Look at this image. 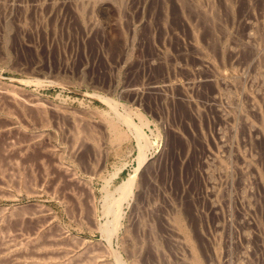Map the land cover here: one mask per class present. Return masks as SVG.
<instances>
[{
	"label": "rangeland",
	"instance_id": "1",
	"mask_svg": "<svg viewBox=\"0 0 264 264\" xmlns=\"http://www.w3.org/2000/svg\"><path fill=\"white\" fill-rule=\"evenodd\" d=\"M100 1L0 0L1 86L15 91L25 100L33 96L32 100L37 99L51 109L67 108L65 111L80 117L93 116L92 119L88 117L97 133L92 137L97 136L99 143L84 131V135L91 138L90 143L82 139L84 145L78 143L72 147L68 140L72 126L67 119H60L51 112L45 128L41 119L35 117V111H16L18 125L26 132L42 134L39 140L42 145L31 146L16 159L5 150L6 135L0 136V173L9 169L6 172L9 178L16 171L14 166L19 165L20 170L16 167L15 173L24 174L28 182H33L30 187L35 188L39 196L20 188L19 191L18 185L6 183L1 176L0 188L5 196L0 195V215L5 213L10 218L13 208L38 203L48 207L54 227L77 242L76 245L85 243L88 250L100 253L109 248L125 264H264V0H188L190 3L186 2L184 12L177 0ZM192 3L202 4L200 8H204L205 13L215 8L217 17L209 23L203 13H195ZM180 13H184L183 16ZM210 24L213 28L208 29ZM197 47L201 54L193 50ZM210 80H220L219 86L223 87L217 82L218 87L215 86ZM114 104L119 113L130 115L133 125L142 127L150 144L143 151L146 161L139 171L141 177H137L131 196L122 202L120 229L108 239L101 228L113 220L111 215L104 213L106 194L111 192L110 195L119 198L117 189L134 176L140 166V141L133 128L121 124L119 129L126 139L116 144L111 140L113 134L109 136V132L103 130L101 121L96 123L105 115L116 118L112 112ZM29 123L31 126L27 127ZM23 137L18 136L13 141ZM44 148L61 155L64 171L55 168L53 157ZM219 161L223 162V167ZM65 171L67 173H63ZM69 175L74 177L73 183ZM42 177H48L45 184H41ZM52 180L59 182L57 192ZM13 229L11 227L12 233ZM131 245L137 246V250ZM104 260L108 264H118L110 255Z\"/></svg>",
	"mask_w": 264,
	"mask_h": 264
},
{
	"label": "bare ground",
	"instance_id": "2",
	"mask_svg": "<svg viewBox=\"0 0 264 264\" xmlns=\"http://www.w3.org/2000/svg\"><path fill=\"white\" fill-rule=\"evenodd\" d=\"M93 1V0H92ZM102 1V0H101ZM100 1V2H101ZM106 1V0H105ZM166 1V0H165ZM176 1V0H175ZM174 1V2H175ZM178 2L177 3H180V7L182 8V10L181 11H183L184 12V9H187V1L188 0H177ZM199 1H201V0H199ZM205 1V0H204ZM108 2V1H107ZM162 2V1H161ZM172 2V1H171ZM171 2H169V4L171 3ZM192 2V1H191ZM202 2V1H201ZM111 3V2H110ZM119 3H120V1H119ZM157 3V2H156ZM165 2H163V4H164ZM188 3H190L189 1H188ZM199 3V2H198ZM224 3H226V2H224ZM230 3V2H229ZM154 4V3H153ZM194 3H192V5H193ZM211 4V3H210ZM221 4V3H220ZM256 4H258V3H256ZM92 5V4H91ZM101 5V4H100ZM120 5V4H119ZM123 5V4H122ZM143 5H144V2H143ZM150 5V4H149ZM161 5H162V3H161ZM191 5V4H190ZM191 5V6H192ZM202 5V4H201ZM201 5L199 6V4H197V5H193L194 6V11H195V13L196 14H202L203 13V16L205 17V19H207L208 20V22L210 21V20H212L216 15H218V12L215 10V8H213L212 10V12H211V10H210V12H208V11H206V13L203 11V9L201 10ZM213 5V4H212ZM218 5V4H217ZM228 5V2L226 3V5L225 6H227ZM231 5V4H230ZM251 5V4H250ZM250 5H248L249 7H250ZM252 5H254V4H252ZM219 6V5H218ZM255 6V5H254ZM121 7V6H120ZM174 7V6H173ZM248 7V8H249ZM148 8V7H147ZM146 8V9H147ZM152 8V7H151ZM162 8H163V6H162ZM169 8H171L170 6H169ZM180 8V9H181ZM220 8V7H219ZM252 8H254V7H252ZM257 8H259V7H257ZM155 9V8H154ZM161 9V8H160ZM175 9V8H174ZM173 9V10H174ZM179 9V8H178ZM190 9V8H189ZM192 9V10H193ZM210 9V8H209ZM218 9V8H217ZM159 10V9H158ZM164 10V9H163ZM166 11H167V9H165ZM170 10V9H169ZM205 10V9H204ZM207 10V9H206ZM225 11H228L229 12V10L227 9H224ZM250 10V9H249ZM255 10V9H254ZM253 10V11H254ZM161 11H162V9H161ZM190 11V10H189ZM221 11H222V9H221ZM232 11V10H231ZM244 11V10H243ZM259 11V10H258ZM261 11V10H260ZM259 11V12H260ZM147 12V11H146ZM149 12V11H148ZM156 12H157V10H156ZM173 12V11H172ZM171 12V13H172ZM176 12V11H175ZM220 12V11H219ZM234 12V11H233ZM247 12V11H246ZM258 12V13H259ZM178 13V12H177ZM189 13H191V12H189ZM194 13V14H195ZM223 13V12H222ZM148 14V13H147ZM165 14V13H164ZM180 14H182V13H180ZM179 14V15H180ZM184 14V13H183ZM183 14H182V16H183ZM187 14V13H186ZM193 14V13H192ZM225 14V13H224ZM250 14H251V12H250ZM249 14V15H250ZM175 15V14H174ZM230 15V14H229ZM244 15H245V13H244ZM247 15V14H246ZM255 15V14H254ZM260 15V14H259ZM261 15H263V14H261ZM165 16H166V14H165ZM164 16V17H165ZM173 16V15H172ZM251 16H253V15H251ZM169 16H166V18H168ZM188 17H190V16H188ZM217 17V16H216ZM220 17V16H219ZM223 17V16H222ZM159 18V17H158ZM161 18V17H160ZM159 18V19H160ZM162 18H163V16H162ZM173 18V17H172ZM181 18H183V17H181ZM234 18V17H233ZM252 18V17H251ZM159 19H157V20H159ZM174 19H176V18H174ZM187 19H189V18H187ZM190 19H193V18H190ZM189 19V21H191ZM202 19H204V18H202ZM216 19V18H215ZM218 19V18H217ZM164 20V19H163ZM185 20V19H184ZM194 20V19H193ZM206 20V21H207ZM233 20V19H232ZM249 20V19H248ZM155 21H156V18H155ZM162 21V20H161ZM167 21V20H166ZM169 21H171V20H169ZM174 21H176V20H174ZM195 21H196V19H195ZM215 21V24H217L216 22H217V20H214ZM159 22V21H158ZM178 22V21H177ZM180 22H183V21H180ZM187 22V21H186ZM185 22V23H186ZM199 22V21H198ZM205 22V21H204ZM213 22V21H212ZM250 22V21H249ZM154 23V22H153ZM160 23V22H159ZM158 23V24H159ZM168 23V22H167ZM166 23V24H167ZM201 23H203V22H201ZM206 23V22H205ZM209 23H211V22H209ZM221 23V22H220ZM219 23V24H220ZM146 24V23H145ZM156 24V23H155ZM157 24V25H158ZM161 24V23H160ZM180 24V23H179ZM187 24V23H186ZM189 24V23H188ZM207 24V23H206ZM223 24V23H222ZM156 25V26H157ZM165 25V24H164ZM175 25V24H174ZM173 25V26H174ZM192 25V24H191ZM199 25V24H198ZM197 25V26H198ZM211 25V24H210ZM251 25V24H250ZM249 25V26H250ZM161 26V25H160ZM194 26V25H193ZM197 26H196V29H197ZM201 26V25H200ZM213 26H215V25H213ZM223 26V25H222ZM224 26H226V25H224ZM253 26V25H252ZM264 26V25H263ZM141 27V26H140ZM145 27H146V25H145ZM167 27V26H166ZM178 27H180L181 28V26H178ZM212 27V25L210 26V27H208V29L209 28H211ZM217 27V26H216ZM216 27H215V29H216ZM247 27V26H246ZM258 27V26H257ZM163 28H165V27H163ZM184 28H185V26H184ZM213 28V27H212ZM225 28V27H224ZM167 29V28H166ZM173 29V28H172ZM175 29V28H174ZM204 29V28H203ZM208 29H207V31H208ZM218 29V28H217ZM249 29H252V28H249ZM263 29H264V27H263ZM182 30V29H181ZM198 30H200V28L198 29ZM206 30V29H205ZM212 30V29H211ZM224 30V29H223ZM229 30V29H228ZM228 30H226V31H228ZM162 31V30H161ZM169 31V30H168ZM187 31V30H186ZM192 31V30H191ZM220 31H221V29H220ZM219 31V32H220ZM225 31V30H224ZM225 31V32H226ZM255 31V30H254ZM160 32V31H159ZM165 32H167L166 30H165ZM201 32H203V31H201ZM218 32V31H217ZM246 32H247V30H246ZM249 32V31H248ZM172 33V32H171ZM191 33V32H190ZM189 33V34H190ZM211 33V32H210ZM215 33V32H214ZM230 33V32H229ZM260 33V32H259ZM174 34V33H173ZM205 33H203V35H204ZM207 34V33H206ZM223 34V33H222ZM221 34V35H222ZM262 35H263V33H261ZM260 34V35H261ZM175 35V34H174ZM200 35V34H199ZM211 35H212V33H211ZM224 35V34H223ZM222 35V36H223ZM209 36V35H208ZM213 36H215L214 34H213ZM264 36V35H263ZM190 37V36H189ZM189 37H187V38H189ZM191 38L193 39V37L191 36ZM196 38V37H195ZM194 38V39H195ZM213 38V37H212ZM225 38V37H224ZM261 38V37H260ZM202 39V38H201ZM208 40H209V37L207 38ZM216 39H217V37H216ZM220 39V38H219ZM251 39V38H250ZM205 40V39H204ZM214 40V39H213ZM252 40H254V39H252ZM189 41V40H188ZM193 41H195V40H193ZM262 41V40H261ZM215 43H216V41H214ZM243 42V41H242ZM206 43V42H205ZM208 43V42H207ZM228 43V42H227ZM252 43V42H251ZM213 44V43H212ZM229 44H231V43H229ZM234 44H235V41H234ZM260 44V43H259ZM258 44V45H259ZM207 45V44H206ZM216 45V44H215ZM228 45V44H227ZM233 45V44H232ZM246 45V44H245ZM254 45H255V42H254ZM253 45V46H254ZM261 45V44H260ZM192 46V45H191ZM195 47H196V45H194ZM194 46H193V48H194ZM201 46V45H200ZM203 46V45H202ZM210 46V45H209ZM217 46H219V45H217ZM233 46H235V45H233ZM241 46V45H240ZM239 46V47H240ZM206 47V46H205ZM211 47V46H210ZM209 47V48H210ZM216 47V46H215ZM225 47V46H224ZM229 48V47H228ZM243 48H244V46H243ZM255 48V47H254ZM189 49V48H188ZM221 49V48H220ZM235 49V48H234ZM255 49H257V48H255ZM194 51L196 50V51H198V53H200L201 54V51H200V49H199V47H197L196 49H193ZM207 50V49H206ZM240 50V49H239ZM251 50H253V49H251ZM232 51V50H231ZM244 51V50H243ZM246 51V50H245ZM244 51V52H245ZM214 52V51H213ZM217 52V51H216ZM219 52H221V50L219 51ZM227 52V51H226ZM242 52V51H241ZM240 52V53H241ZM247 52V51H246ZM250 52V51H249ZM197 52H196V54H198ZM202 53H204V52H202ZM233 53V52H232ZM253 53V52H252ZM264 53V52H263ZM199 54V55H200ZM226 54V53H225ZM244 54V53H243ZM247 54V53H246ZM203 55V54H202ZM222 55V54H221ZM235 55V54H234ZM240 55V54H239ZM260 55H262L261 53H260ZM232 56V55H231ZM243 56V55H242ZM251 56V55H250ZM250 56L248 57V58H250ZM254 56V55H253ZM259 56V55H258ZM258 56L256 57V58H258ZM201 57H203V56H201ZM205 57V56H204ZM227 57V56H226ZM255 57V56H254ZM197 58V57H196ZM200 58V57H199ZM217 58V57H216ZM223 58V57H222ZM233 58V57H232ZM238 58H240V56L238 57ZM237 58V61L239 60ZM260 58V57H259ZM201 59L202 58H200V62H202L201 61ZM253 59V58H252ZM263 59H264V57H263ZM262 59V60H263ZM163 60V59H162ZM197 60H198V58H197ZM244 60V59H243ZM258 60V59H257ZM262 60H260V61H262ZM221 61V60H220ZM158 62V61H157ZM160 62V61H159ZM203 62H206V60L204 61L203 60ZM208 62V61H207ZM250 62H251V60H250ZM154 63V62H153ZM198 63V62H197ZM240 63V62H239ZM242 63V62H241ZM244 63V62H243ZM256 63V62H255ZM158 64H160V63H158ZM203 64V63H202ZM201 64V65H202ZM206 64H208L209 65V63H206ZM219 64V63H218ZM221 64V63H220ZM260 64H262V62L260 63ZM156 65V64H155ZM249 65V64H248ZM209 66H212L211 68H214V66L211 64V65H209ZM204 67V66H203ZM223 67V66H222ZM211 68H210V70H211ZM245 69H246V67H245ZM217 72V71H216ZM213 74V73H212ZM216 74V73H215ZM215 74L213 75V76H215ZM218 74V73H217ZM210 75V74H209ZM244 75V74H243ZM249 75V74H248ZM248 75H246V76H248ZM211 77V76H210ZM248 78V77H247ZM252 78H253V76H252ZM262 78V77H261ZM207 79H209V78H207ZM206 79V80H207ZM234 79V78H233ZM238 79V78H237ZM242 79V78H241ZM240 79V80H241ZM205 80V79H204ZM221 80V79H220ZM220 80H219V82H217V81H215V82H212L213 80H210L212 83H215V86H217V84H218V86H219V84L221 85V82H220ZM223 80V79H222ZM231 80V79H230ZM244 80V79H243ZM248 80V79H247ZM264 80V79H263ZM208 81V80H207ZM224 81V80H223ZM227 81V80H226ZM233 81V80H232ZM251 81V80H250ZM209 82V81H208ZM216 82H217V84H216ZM243 82V81H242ZM251 82H253V81H251ZM257 82V81H256ZM255 82V83H256ZM0 83H3V82H0ZM197 83H199L198 81H197ZM201 83V82H200ZM227 83V82H226ZM231 83V82H230ZM229 83V84H230ZM249 83V82H248ZM152 84V83H151ZM233 84V83H232ZM241 84V83H240ZM4 85V84H3ZM8 85V84H7ZM167 85H169V84H167ZM194 85H196V84H194ZM198 86V85H197ZM212 86H213V84H212ZM217 86V87H218ZM247 86V85H246ZM248 86H250V85H248ZM11 87H14V86H11ZM165 87V86H164ZM199 87V86H198ZM201 87V86H200ZM216 87V88H217ZM219 87H223V86H219ZM224 87H226V86H224ZM233 87H235V86H233ZM232 87V88H233ZM259 87V86H258ZM149 88H150V86H149ZM159 88V87H158ZM162 88V87H161ZM213 88V87H212ZM215 87H214V89H216ZM231 88V89H232ZM261 88H262V86H261ZM14 89V88H13ZM137 89V88H136ZM148 89V88H147ZM160 89V88H159ZM168 89H170V88H168ZM187 89V88H186ZM224 89V88H223ZM222 89V90H223ZM227 89V88H226ZM257 89V88H256ZM255 89V90H256ZM264 89V88H263ZM134 90V89H133ZM141 90V89H140ZM164 90V89H163ZM194 90V89H193ZM217 91H219L218 89H216ZM221 90V89H220ZM235 90V89H234ZM249 90V89H248ZM254 90V91H255ZM197 91V90H196ZM230 91V90H229ZM229 91H227V92H229ZM256 91H258V90H256ZM17 92V91H16ZM153 92V91H152ZM162 92V91H161ZM164 92V91H163ZM220 92V91H219ZM264 92V91H263ZM129 93V92H128ZM165 93V92H164ZM185 93V92H184ZM217 93V92H216ZM224 93V92H223ZM223 93H221L222 95H223ZM231 93V92H230ZM235 93V92H234ZM259 93H261V92H259ZM132 94V93H131ZM224 94H228V93H224ZM240 94H242V92L240 93ZM133 95H135V94H133ZM157 95H158V93H157ZM188 95V94H187ZM219 95V94H218ZM248 95V94H247ZM21 96H22V94H21ZM166 96V95H165ZM189 96V95H188ZM230 96V95H229ZM229 96H227L226 95V97H228L229 98ZM33 97V96H32ZM32 97H27V98H30V99H27V100H25L24 98H21V97H19V95L17 94V93H15V91H13V90H11V89H8V88H6V87H3V86H1V84H0V121L1 120H3L4 122H1V124H0V136H2V135H6V139L5 140H7L6 141V145H7V148H5V150H7V153H8V155H14L15 156V158L17 159V158H20L21 157V154L23 153V152H25L26 150H28L31 146L33 147L34 145H37V144H39L40 145V147H41V145L42 144H40V142H39V140L40 139H42V137H43V135L41 134H39V135H34V134H32V133H29V132H26V131H24V129H22L23 127H21L20 125H18V121L15 119V113H16V111L17 112H19V113H26L27 111H35V113H37V116H35V117H38L39 119H41V121H42V127H47V125H46V118L48 117L47 115L48 114H50L51 112L52 113H54V115L55 116H57L58 118H63V119H67L68 121H69V123H70V126H72V131L70 132L69 131V134H68V136H69V139L68 140H70V142H71V145H72V147H74L75 145H77L78 143L80 144L81 142H82V139L84 140L85 139V142L87 141L88 143H90L89 142V139H91L90 137H88L87 136V134H86V136L84 135V131H86L87 133H88V135L89 136H93V137H95V135L97 134V133H94L95 132V130L93 129V125H92V121L90 120V118H84V117H80V115L78 116L77 114H75V113H72V112H70V111H65V109H67V108H63L62 110L61 109H51V108H49V107H47V106H45L44 104H42L41 102H39V101H37V99L36 100H32ZM190 97V96H189ZM216 97V96H215ZM219 97V96H218ZM224 97V96H223ZM231 97V96H230ZM233 97V96H232ZM231 97V98H232ZM243 97V96H242ZM247 97V96H246ZM33 98H35V97H33ZM217 98V97H216ZM216 98H215V100H216ZM228 98H225V99H227L228 100ZM230 98V99H231ZM248 98V97H247ZM251 98V97H250ZM188 99V98H187ZM220 99V98H219ZM223 99V98H222ZM221 99V100H222ZM253 99V98H252ZM107 100V99H106ZM224 100V99H223ZM226 100V101H227ZM233 100V99H232ZM237 100V99H236ZM235 100V101H236ZM241 100V99H240ZM261 100V99H260ZM108 101V100H107ZM110 101V100H109ZM217 101H219V100H217ZM234 101V102H235ZM233 102V101H232ZM234 102H233V104H234ZM189 103V102H188ZM237 103V102H236ZM246 103V102H245ZM256 103V102H255ZM254 103V106L256 105ZM118 104V103H117ZM221 104H222V102H221ZM116 104H114V105H112V112H114L115 113V116H116V118H114V119H111V118H107V117H102V119L101 120H98V122H96V123H99V121H101L100 123H101V125L103 126V130H106L107 132H109L108 134H109V136L110 135H112L113 134V136H114V138L116 139V140H113L114 138L112 137V139H111V137H110V139L112 140V141H116L115 143L117 144L118 143V141H121L122 139H126L125 137H123V135H125V134H122L121 132H120V125L121 124H125V125H127L129 128H133L134 130H135V134H137V138L139 139V141H140V157H139V161H140V166L138 167V169H136V171H135V174H134V176H131L130 178H128V179H126V181H124L123 182V184L121 185V186H119V188L117 189V191L116 192H120V197L119 198H115V196L113 197L112 195H110L109 193H111V192H109V193H107L106 195H108L107 196V199H105V200H107V201H105L106 202V208L104 209L105 211H104V213L107 215L108 214V216H112L113 218V220L112 221H110V223L108 222L104 227H101L102 228V231L104 232V234H105V236L108 238V239H112L113 238V235L115 234V233H117L118 232V229H120L119 228V223L121 224V222H119V219L121 218V216L122 215H120L121 214V205L123 204L122 202L125 200V199H127V197H129V196H131V194H132V191H133V186H134V183L136 182V179H137V177L139 178V177H141V176H139V171H140V168H141V166L145 163V158H144V155H143V151L145 150V148H146V150H147V145L148 144H150L149 142H148V140H147V137H145V135L142 133L143 131L141 130L142 129V127L140 128V127H138V126H135V125H133V122H132V119H131V117H130V115L129 114H127V112H126V114H123V113H119V111H117L118 109V106H117V108H116V106H115ZM189 105V104H188ZM243 105V104H242ZM245 105V104H244ZM250 105H252V104H250ZM196 106V105H195ZM194 106V107H195ZM212 106V105H211ZM222 106V105H221ZM234 106H235V104H234ZM241 106V105H240ZM253 106V107H254ZM258 106V105H257ZM215 107V106H214ZM218 107H220V106H218ZM217 107V108H218ZM232 107V106H231ZM243 107V106H242ZM245 107H247L246 105H245ZM256 107V106H255ZM216 108V109H217ZM227 108V107H226ZM250 108V107H249ZM233 109V108H232ZM241 109V108H240ZM244 109H246V108H244ZM248 109V108H247ZM251 109V108H250ZM258 109V108H257ZM85 110V109H84ZM83 110V112H85ZM198 110V109H197ZM215 110V109H214ZM234 110V109H233ZM256 110V109H255ZM111 111V110H110ZM193 111H195V110H193ZM200 111V110H199ZM216 111V110H215ZM217 111H220L221 112V110H217ZM226 111V110H225ZM229 111V110H228ZM251 111V110H250ZM258 111V110H257ZM118 112V113H117ZM233 112H235V111H233ZM241 112V111H240ZM243 112V111H242ZM255 112V111H254ZM29 113V112H28ZM27 113V114H28ZM86 113V112H85ZM84 113V114H85ZM219 113V112H218ZM218 113H216V114H218ZM232 113V112H231ZM237 113V112H236ZM251 113V112H250ZM26 114V115H27ZM95 114V113H94ZM223 113L221 112V115H222ZM224 114H225V112H224ZM227 114H229V113H227ZM227 114H225V115H227ZM235 114V113H234ZM248 114V113H247ZM257 114V113H256ZM31 115V114H30ZM39 115V116H38ZM96 115V114H95ZM225 115H223V116H225ZM87 116V115H86ZM101 116V115H100ZM103 116V115H102ZM140 117H141V115H139ZM231 116L232 115H230V117L229 116H227V117H229V118H231ZM247 116V115H246ZM19 117H22V116H19ZM18 117V118H19ZM91 117V116H90ZM99 117V116H98ZM108 117H110V115L108 116ZM239 117V116H238ZM17 118V119H18ZM22 118H24V117H22ZM26 118V117H25ZM28 118H29V116H28ZM31 118V117H30ZM38 118H37V120H38ZM48 118H50V117H48ZM83 118V119H82ZM93 118V116L91 117V119ZM101 118V117H100ZM228 118V119H229ZM236 118V117H235ZM244 118V117H243ZM247 118H249V117H247ZM246 118V119H247ZM59 119V120H60ZM88 119V120H87ZM99 119V118H98ZM143 119V118H142ZM219 119V118H218ZM28 120H30V119H27L26 121H28ZM32 121V120H31ZM55 121V120H54ZM143 121V120H142ZM235 121V120H234ZM238 121V120H237ZM264 121V120H263ZM39 122V121H38ZM65 122H67V121H65ZM223 122V121H222ZM230 122V121H229ZM232 122H233V120H232ZM231 122V123H232ZM241 122L242 121H240V124H241ZM244 122V121H243ZM249 122V121H248ZM3 123V124H2ZM52 123V122H51ZM55 123V122H54ZM99 123V124H100ZM239 123V122H238ZM250 123V122H249ZM249 123L247 124V125H249ZM32 124H34V123H32ZM140 124H142V122L140 123ZM144 121H143V125L142 126H144ZM262 124V123H261ZM28 125H30V123L29 124H27V127H28ZM54 125V124H53ZM137 125V124H136ZM244 125H245V122H244ZM252 125V124H251ZM31 126V125H30ZM66 126V125H65ZM26 127V126H25ZM36 127V126H35ZM38 127V126H37ZM41 127V128H42ZM56 127V126H55ZM59 127V126H58ZM57 127V128H58ZM94 127H96V126H94ZM256 127V126H255ZM254 127V128H255ZM224 128V127H223ZM222 128V129H223ZM229 128V127H228ZM227 128V129H228ZM241 128V127H240ZM27 129V128H26ZM258 129V128H257ZM260 129V128H259ZM258 129V130H259ZM35 130V129H34ZM59 129H57V131H58ZM61 130V129H60ZM94 130V131H93ZM97 130H99V129H97ZM261 130V129H260ZM47 131V130H46ZM223 131V130H222ZM235 131V130H234ZM262 131V130H261ZM61 132V131H60ZM63 132H65V131H63ZM97 132V131H96ZM219 132H221V131H219ZM243 132H244V128H243ZM256 132V131H255ZM133 133V132H132ZM262 133V132H261ZM35 134H37V133H35ZM54 134V133H53ZM105 134V133H104ZM233 134V133H232ZM253 134V133H252ZM52 135V134H51ZM58 135V134H57ZM67 135V134H66ZM18 136H24L23 138H20V139H18L16 142H14L13 140H15V138H18ZM64 136V135H63ZM105 136H106V134H105ZM258 136V135H257ZM5 137V136H4ZM26 137V139H24ZM86 137V138H85ZM92 137V139L94 140V141H96L97 140V143H98V138H97V136H96V138L94 139ZM227 137V136H226ZM229 137V136H228ZM106 138V137H105ZM136 138V139H137ZM229 139V138H228ZM99 140H100V138H99ZM235 140V139H234ZM221 141H223V140H221ZM5 142V141H4ZM86 142V143H87ZM113 142V143H114ZM229 142V141H228ZM66 143H68V142H66ZM84 143V142H83ZM87 143V144H88ZM96 143V144H97ZM222 143V142H221ZM227 143V142H226ZM82 144V143H81ZM86 144V145H87ZM99 144V143H98ZM38 145V146H39ZM44 145V144H43ZM82 145H84V144H82ZM81 145V146H82ZM114 145V144H113ZM228 145V144H227ZM91 146H93V145H91ZM101 146V145H100ZM222 146H223V144H222ZM221 146V147H222ZM48 147V146H47ZM50 147V146H49ZM71 147V148H72ZM78 147H80V146H78ZM77 147V148H78ZM90 147V146H89ZM95 147H96V145H95ZM97 147H98V145H97ZM150 147V146H149ZM230 147V146H229ZM233 147V146H232ZM37 148V147H36ZM68 148H69V146H68ZM228 148V147H227ZM238 148V147H237ZM240 148V147H239ZM43 149V148H42ZM45 149V148H44ZM234 149H235V147H234ZM93 150H95V149H93ZM96 150H98V148L96 149ZM95 150V151H96ZM225 150V149H224ZM3 152H5L4 150H2ZM45 151L48 153V155H51V157H53V159H54V164H56L55 166V168H57V170L58 171H64V169H63V167H62V165H61V162H60V157H61V155L59 156V154H58V152H54V151H51L50 150V148H48V149H45ZM237 151V150H236ZM45 152V153H46ZM227 152H228V150H227ZM46 153V154H47ZM96 153V152H95ZM226 153V152H225ZM236 153V152H235ZM3 154V153H2ZM72 155H74V154H72ZM96 155V154H95ZM225 156V155H224ZM239 156V155H238ZM3 157V156H2ZM1 157V158H2ZM11 157V156H10ZM23 157V156H22ZM63 157V156H62ZM74 157V156H73ZM233 157V156H232ZM14 158V159H15ZM225 158V157H224ZM13 161H14V159L13 158H11ZM15 159V160H16ZM222 159V158H221ZM228 159V158H227ZM237 159H239V158H237ZM250 159V158H249ZM7 160V159H6ZM11 160V161H12ZM214 160V159H213ZM216 160H218V159H216ZM215 160V161H216ZM223 160V159H222ZM225 160V159H224ZM236 160V159H235ZM11 161H9V162H11ZM228 161V160H227ZM242 161H244V160H242ZM8 162V161H7ZM17 162V161H16ZM15 162V163H16ZM231 162V161H230ZM212 163V162H211ZM219 163H220V161H219ZM218 163V164H219ZM232 163V162H231ZM230 163V164H231ZM242 163V162H241ZM16 164H18V162L16 163ZM43 164V163H42ZM63 164V163H62ZM222 164H223V162H222ZM221 163H220V166L222 165ZM237 164H239V162L237 163ZM236 164V165H237ZM247 164V163H246ZM5 165H7V163L5 164ZM13 166L15 165V164H12ZM12 166V167H13ZM250 166H251V164H250ZM249 166V168H251ZM9 167H11V166H9ZM16 167L20 170V166L18 165H16ZM15 166H14V168L16 169V171L15 172H17V168H16ZM21 167H23V166H21ZM221 167H223V165L221 166ZM246 167V166H245ZM254 167V166H253ZM6 168V167H5ZM27 168H29V167H27ZM44 168V167H43ZM54 168V169H55ZM216 168V167H215ZM238 168H240V166H238ZM243 168V167H242ZM247 168V167H246ZM7 169V168H6ZM12 169V168H11ZM10 169V170H11ZM46 169V168H45ZM92 169V168H91ZM222 169V168H221ZM244 169V168H243ZM256 169V168H255ZM9 170V169H8ZM8 170L7 171H4V170H2L3 171V175H1V173H2V171H1V173H0V178H1V176L3 177V181H5L6 183L8 182L9 184L11 183V184H13V185H18V188L17 189H21V190H26L27 192H29V193H31L32 195H33V192L34 193H36L35 195H38L37 194V192L35 191L36 189L35 188H33V187H30V186H32V184H33V182L31 183V182H28V180H27V177H25L24 176V174H20V175H18V174H16L15 172H14V174H16V175H10L9 173H10V171H9V173H7V174H9L10 176H9V178L7 177L8 175H6V172H8ZM13 170V169H12ZM95 170V169H94ZM227 170V169H226ZM253 170V169H252ZM29 171H30V169H29ZM93 171V170H92ZM223 171H225V169L223 170ZM228 171V170H227ZM230 171V170H229ZM44 172H46V170L44 171ZM48 172V171H47ZM141 172V171H140ZM249 172V171H248ZM252 172V171H251ZM255 172H256V170H255ZM254 172V173H255ZM13 173V172H12ZM63 173H67L66 171L65 172H63ZM70 173H71V171H70ZM146 173V172H145ZM211 173H214V172H211ZM217 173V172H216ZM226 173V172H225ZM230 173V172H229ZM6 176H5V175ZM41 174H43V173H41ZM60 174V173H59ZM141 174V173H140ZM221 174V173H220ZM234 174V173H233ZM247 174H249V173H247ZM253 174V173H252ZM44 175V174H43ZM51 175V174H50ZM63 175H65V174H62V176ZM145 175V174H144ZM232 175V174H231ZM28 176V175H27ZM45 176H46V174H45ZM73 176H75L74 174H73ZM73 176H71V175H69V176H67L69 179H70V181H72V183L74 182V177ZM229 176V175H228ZM6 177H7V180H6ZM207 177V176H206ZM225 177V176H224ZM243 177V176H242ZM252 177V176H251ZM43 178V177H42ZM57 177H55V178H53V179H56ZM61 178V177H60ZM146 178V177H145ZM233 178V177H232ZM237 178V177H236ZM247 178V177H246ZM255 178V177H254ZM31 179V178H30ZM29 179V180H30ZM40 180H41V178H39ZM208 179V178H207ZM212 179V178H211ZM38 180V179H37ZM39 180V181H40ZM47 180H48V177H44L43 178V180H42V182L43 183H41V184H45L46 182H47ZM60 180V179H59ZM68 180V179H67ZM225 180V179H224ZM235 180V179H234ZM238 180H239V177H238ZM246 180H248V179H246ZM254 180V179H253ZM1 181H2V178H1ZM2 181V182H3ZM53 181V180H52ZM55 181V180H54ZM53 181V182H54ZM61 181V180H60ZM76 181V180H75ZM226 181V180H225ZM229 181V180H228ZM2 182H0L1 184H2ZM37 182V181H36ZM78 182V181H77ZM140 182V181H139ZM235 182V181H234ZM55 184H53L54 186H53V188L55 189V191L57 192V188H58V180L56 181V182H54ZM250 183V182H249ZM257 183H258V181H257ZM259 183H261V182H259ZM1 184H0V186H1ZM8 184V185H9ZM10 184V185H11ZM39 184V183H38ZM66 184V183H65ZM65 184H63V185H65ZM237 184V183H236ZM238 184H240L239 182H238ZM253 184V183H252ZM251 184V185H252ZM264 184V183H263ZM7 185V184H6ZM12 185V186H13ZM48 185V184H47ZM60 185H62V184H60ZM62 185V186H63ZM73 185V184H72ZM209 185H210V183H209ZM230 185V184H229ZM241 185H243V183L241 184ZM246 185V184H245ZM34 186H36V185H34ZM46 186V185H45ZM50 186V185H49ZM74 186V185H73ZM77 186V185H76ZM212 186V185H211ZM2 187V186H1ZM17 187V186H16ZM60 187V186H59ZM81 187V186H80ZM231 187V186H230ZM237 187H239V186H237ZM244 187V185L242 186V188ZM4 188V187H3ZM39 188V187H38ZM224 188V187H223ZM256 188H260V186L258 187H256ZM1 189V188H0ZM20 189H19V191H20ZM42 189V188H41ZM46 189H48L47 187L45 188V190ZM51 189V188H50ZM49 189V191H51ZM54 189H53V191H54ZM69 189V188H68ZM244 189V188H243ZM60 190H63V189H61L60 188ZM60 190L58 189V191L60 192ZM67 190V189H66ZM66 190H64V191H66ZM73 190V189H72ZM211 190H212V188H211ZM211 190H210V192H211ZM217 190V189H216ZM230 190V189H229ZM241 190V189H240ZM248 191H249V189H247ZM3 190L1 189L0 190V195H4V191L2 192ZM70 191V190H69ZM251 191V190H250ZM261 191V190H260ZM48 192V191H47ZM55 192V193H56ZM61 192H63V191H61ZM60 192V193H61ZM140 192V191H139ZM213 192V191H212ZM217 192V191H216ZM262 192V191H261ZM20 193V192H19ZM28 193V194H29ZM40 193V192H39ZM54 193V194H55ZM69 193V192H68ZM71 193H73V192H71ZM77 193H78V191H77ZM214 193V192H213ZM228 193H229V191H228ZM242 193V192H241ZM244 193V192H243ZM82 194V193H81ZM232 194V193H231ZM247 194V193H246ZM255 194V193H254ZM11 195H12V193H11ZM11 195H9V196H11ZM14 195V194H13ZM30 195V194H29ZM51 195H53V194H51ZM50 195V196H51ZM71 195V194H70ZM73 195V194H72ZM76 195V194H75ZM74 195V196H75ZM114 195V194H113ZM139 195V194H138ZM215 195V194H214ZM251 195V194H250ZM5 196V195H4ZM7 196V195H6ZM39 196V195H38ZM78 196V195H77ZM133 196V195H132ZM227 196H229V195H227ZM260 196V195H259ZM258 196V197H259ZM8 197V196H7ZM15 197V196H14ZM13 197V198H14ZM53 197H54V195H53ZM59 197V196H58ZM73 197V196H72ZM80 197H82V196H80ZM118 197V196H117ZM139 197V196H138ZM220 197H221V195H220ZM252 197H254V196H252ZM11 199H12V197H10ZM56 198V197H55ZM60 198V197H59ZM74 198H76V197H74ZM255 198H257V197H255ZM261 198V197H260ZM8 199H9V197H8ZM62 199H64V198H62ZM62 199H61V203H62ZM67 199V198H66ZM65 199V200H66ZM131 199V198H130ZM248 198H246V200H247ZM77 200H81L80 198L79 199H77ZM219 200H221V199H219ZM226 200V199H225ZM89 201V200H88ZM222 201V200H221ZM227 201V200H226ZM229 201V200H228ZM249 201V200H248ZM60 202V201H59ZM64 202V201H63ZM65 202H68L67 200L65 201ZM75 202V201H74ZM213 202V201H212ZM223 202V201H222ZM230 202V201H229ZM244 202V201H243ZM256 202V201H255ZM254 202V203H255ZM259 202V201H258ZM79 203V202H78ZM262 204H263V202H261ZM38 204V203H37ZM37 204H35L36 206H28V207H19V206H17V207H19V208H13V211L12 212H9L10 214V218L8 217V215L7 214H5L3 211H1V214H3L4 213V216H1L0 215V264H108V263H105V260H104V257L105 256H108V255H110L111 257H113V258H115V260L117 261V263L118 264H125L124 262H121V258L117 255V254H114V252H112L109 248L104 252H98V251H95V250H88L87 249V247L88 246H86L85 245V243H78L77 245H76V243H74L75 241H73V239H70L68 236H66V234L63 232V231H60V229L58 230V228L56 229L55 227V225H54V222H53V218H52V214H50V210L48 209H46V208H48V207H43V206H41L40 204L39 205H37ZM75 204H76V202H75ZM247 204V202L245 203V205ZM13 205V204H12ZM88 206H89V204H87ZM92 205V204H91ZM248 205V204H247ZM246 205V206H247ZM253 205V204H252ZM45 206V205H44ZM65 206V205H64ZM83 206V205H82ZM87 206V207H88ZM215 206V205H214ZM213 206V207H214ZM216 206H217V203H216ZM212 207V206H211ZM248 207H250V206H248ZM7 208V207H6ZM94 208V207H93ZM3 209V208H2ZM76 209H77V207H76ZM82 209V208H81ZM83 209H84V206H83ZM95 209V208H94ZM1 210V209H0ZM7 210V209H6ZM262 210V209H261ZM93 212H95L94 210H93ZM80 214V213H79ZM104 214V215H105ZM6 215H7V217H6ZM81 215V214H80ZM56 217V216H55ZM91 219V218H90ZM108 220V219H107ZM93 221V220H92ZM167 221H168V219H167ZM246 221V220H245ZM247 222V221H246ZM97 223V222H96ZM140 223V222H139ZM137 224V223H136ZM144 224V223H143ZM166 224H168L167 222H166ZM251 224V223H250ZM58 225V224H57ZM94 225V224H93ZM103 225V224H102ZM145 225H146V223H145ZM172 225V224H171ZM24 226H26V227H28V229H26V227L25 228H23ZM55 226V227H54ZM60 226V225H59ZM141 226H142V223H141ZM144 226V225H143ZM242 226H244V225H242ZM11 227H12V229L14 228V227H16L17 228V230L15 231L14 229V233H12V230H11ZM98 227V226H97ZM151 227H152V225H151ZM168 227H169V225H168ZM264 227V226H263ZM61 228V227H60ZM100 227L98 228V229H101ZM148 228V227H147ZM150 228V227H149ZM25 229H26V231H25ZM64 229V228H63ZM244 229V228H243ZM62 230V229H61ZM146 230V229H145ZM153 230V229H152ZM245 231H246V229H245ZM66 232V231H65ZM128 232V231H127ZM151 233V232H150ZM130 234V233H129ZM151 235V234H150ZM131 237V236H130ZM152 237V236H151ZM154 237V236H153ZM260 237V236H259ZM258 237V238H259ZM244 238H245V236H244ZM262 238H263V236H262ZM126 239V238H125ZM131 240V239H130ZM134 240V239H133ZM249 240V239H248ZM253 240V239H252ZM84 241H85V239H84ZM128 241V240H127ZM177 241V240H176ZM179 241V240H178ZM181 241V240H180ZM261 241H263V240H261ZM153 242V241H152ZM157 242V241H156ZM182 242V241H181ZM247 242V241H246ZM109 243V242H108ZM111 243V242H110ZM135 243V242H134ZM154 243V242H153ZM176 243V242H175ZM89 244V243H88ZM159 244V243H158ZM179 244H181V243H179ZM262 244V243H261ZM128 245V244H127ZM82 246H83V248H82ZM132 246V245H131ZM154 246V245H153ZM95 246H93V248H94ZM102 247V246H101ZM101 247H100V249H101ZM110 247V246H109ZM135 247V246H134ZM134 247L132 246V248L134 249ZM137 247V246H136ZM136 247H135V251L137 250L136 249ZM158 247V246H157ZM247 247V246H246ZM103 248H104V246H103ZM107 248V247H106ZM112 248V247H111ZM131 248V247H130ZM129 248V249H130ZM140 248V247H139ZM258 248V247H257ZM95 249V248H94ZM96 249H99V248H96ZM125 249V248H124ZM128 249V250H129ZM153 249V248H152ZM159 249V248H158ZM245 249V248H244ZM259 249V248H258ZM131 251H132V249H130ZM131 253H133V252H131ZM136 253V252H135ZM144 253H145V250H144ZM134 254V253H133ZM132 254V255H133ZM142 254V253H141ZM263 256V255H262ZM135 257H136V255H135ZM140 257H141V255H140ZM243 258V257H242ZM110 260V259H109ZM114 260V259H113ZM138 260V259H137ZM135 262V261H134ZM142 262V261H141ZM248 263V262H247ZM111 264V263H110ZM114 264V263H113ZM133 264H135V263H133ZM197 264H200V262H197ZM241 264V263H240Z\"/></svg>",
	"mask_w": 264,
	"mask_h": 264
}]
</instances>
